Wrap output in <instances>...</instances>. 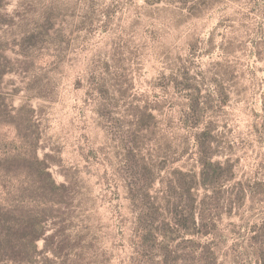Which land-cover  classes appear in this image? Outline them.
<instances>
[{
  "label": "rangeland",
  "instance_id": "obj_1",
  "mask_svg": "<svg viewBox=\"0 0 264 264\" xmlns=\"http://www.w3.org/2000/svg\"><path fill=\"white\" fill-rule=\"evenodd\" d=\"M0 42V198L46 229L13 264H264V0H5ZM208 152L209 233L162 245Z\"/></svg>",
  "mask_w": 264,
  "mask_h": 264
},
{
  "label": "trees",
  "instance_id": "obj_2",
  "mask_svg": "<svg viewBox=\"0 0 264 264\" xmlns=\"http://www.w3.org/2000/svg\"><path fill=\"white\" fill-rule=\"evenodd\" d=\"M4 1L5 0H0V7L3 5ZM153 2L155 1H152L151 3ZM0 45H1L0 46V57L5 62L8 60L5 55L6 46L2 44ZM7 71L8 69L6 65L3 63H0V79ZM186 87L192 91L193 108H197L199 103H198V98H197L198 91L195 88L196 86L187 82ZM198 109L199 107L197 108V110ZM201 135H209L210 137V132L203 131ZM208 142H209V139H208ZM211 154H212L211 152L210 153L208 152L206 155L202 157L203 158L202 159V170L200 173L201 182L199 184L200 187L211 191L212 193L211 201L205 202V199H204L205 197H204L198 202L195 195L191 192V188L190 187H188V189L186 188V193H188V195L191 196V204L190 206H188V208H184L181 210L175 209L174 214L172 213L170 214V218L164 225L168 229L169 233L165 236V241L162 243V245H166L170 239H173V237L176 236V234H173V232H176V231L183 232L184 234H187L190 236L205 235L206 233H209V230L206 229V227H209L208 226L209 224L202 223L204 221V216H205L204 215L205 207L202 208V206L206 204L208 207H210V205L211 207H214V204L217 201V197L219 196L221 192V188H222L223 181H224L223 178L220 177V171L222 170V166L220 162L211 160ZM33 157L35 158V161H36V163L33 161L34 164H36L37 167L40 169V172L46 176V186H45L46 189L52 192L54 191L57 192L56 190L60 189L62 186L57 185L54 182L50 173L46 169L45 163L42 160H39L36 155H34ZM14 158L15 156L13 154H7L6 156L0 157V173H3L4 175H6L7 173H11V170H8V169H10L11 167L10 165L13 162ZM0 179H1V176H0ZM244 189L245 188H243L242 186L240 187L241 194H245ZM146 193L144 195V198L141 199L142 201H148L150 199V195ZM137 195L138 194H135L133 196V199L135 200V202L139 200ZM8 199L9 198H3V199L0 198V264H13L14 262H17L20 259L15 255V249L17 247L16 246L17 243L19 244L18 249L20 250L16 249V251L18 253H21L22 251V253L26 254V258L28 262L34 263L36 262V260L33 257V254L36 251L35 241L45 234L46 229L42 225L41 220H39V222L36 223V228H35L37 232L35 235L30 237V247L27 248V241L25 240V238H23V236L16 238L17 237L16 232H19L21 229H23L24 225L22 224L21 221L16 220V217L14 215V208L9 207L7 204ZM197 205H199V207ZM147 212L149 213L148 209H147ZM197 218L199 219V221H201V225L200 223L198 225ZM147 226L150 227V229H152L151 224H147ZM203 228L206 229L205 232H203L204 231ZM189 243H192V242L189 241ZM207 252L209 251L207 250ZM205 260H206V256H205ZM205 260H204L205 264H215L216 263V258L212 260V257H208V260L207 261Z\"/></svg>",
  "mask_w": 264,
  "mask_h": 264
}]
</instances>
